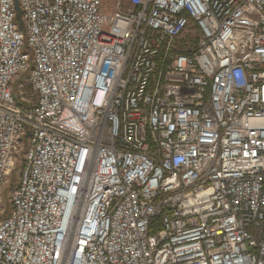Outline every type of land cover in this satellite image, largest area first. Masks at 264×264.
I'll list each match as a JSON object with an SVG mask.
<instances>
[{
    "label": "built area",
    "instance_id": "2783aa9c",
    "mask_svg": "<svg viewBox=\"0 0 264 264\" xmlns=\"http://www.w3.org/2000/svg\"><path fill=\"white\" fill-rule=\"evenodd\" d=\"M1 215L0 264H264V0H0Z\"/></svg>",
    "mask_w": 264,
    "mask_h": 264
},
{
    "label": "rangeland",
    "instance_id": "374dc122",
    "mask_svg": "<svg viewBox=\"0 0 264 264\" xmlns=\"http://www.w3.org/2000/svg\"><path fill=\"white\" fill-rule=\"evenodd\" d=\"M105 6L110 5V3L108 1H104ZM23 146L18 147L17 153L20 154V151H22ZM20 156V155H19ZM21 165V164H20ZM18 172H19V165H17L16 170L13 172L12 176L10 177V181L8 182V184L6 185V188L4 190V195L7 196L9 190L13 187V185L17 182V177H18ZM7 199L5 198V212L3 215H5V213L8 211V204L6 203ZM2 217V215L0 216Z\"/></svg>",
    "mask_w": 264,
    "mask_h": 264
},
{
    "label": "bare ground",
    "instance_id": "6f19581e",
    "mask_svg": "<svg viewBox=\"0 0 264 264\" xmlns=\"http://www.w3.org/2000/svg\"><path fill=\"white\" fill-rule=\"evenodd\" d=\"M8 195H9V194H8ZM7 201H8L9 206H10V201H9V199H8ZM62 229H63V232H66V231H67V234H68V236H69V238H70V237H71V234H72V232H73L72 227H68L66 224H63V225H62ZM48 235L50 236V235H52V233L50 232V233H48ZM27 240H28V239H26V240L21 244V243H20V238L16 237V238H15V241H14V244H15L16 247H20V246L22 245V247L24 248V246H25Z\"/></svg>",
    "mask_w": 264,
    "mask_h": 264
},
{
    "label": "water",
    "instance_id": "95a60500",
    "mask_svg": "<svg viewBox=\"0 0 264 264\" xmlns=\"http://www.w3.org/2000/svg\"><path fill=\"white\" fill-rule=\"evenodd\" d=\"M15 6H16V8L18 9L17 2H15Z\"/></svg>",
    "mask_w": 264,
    "mask_h": 264
},
{
    "label": "trees",
    "instance_id": "16d2710c",
    "mask_svg": "<svg viewBox=\"0 0 264 264\" xmlns=\"http://www.w3.org/2000/svg\"><path fill=\"white\" fill-rule=\"evenodd\" d=\"M7 203V202H6ZM7 213V212H6Z\"/></svg>",
    "mask_w": 264,
    "mask_h": 264
}]
</instances>
